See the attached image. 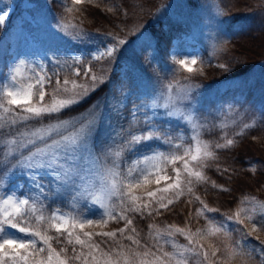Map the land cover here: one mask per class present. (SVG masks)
I'll return each instance as SVG.
<instances>
[{"label":"snow or ice","instance_id":"snow-or-ice-1","mask_svg":"<svg viewBox=\"0 0 264 264\" xmlns=\"http://www.w3.org/2000/svg\"><path fill=\"white\" fill-rule=\"evenodd\" d=\"M94 2L71 0V7L64 6V10L82 15L81 6ZM172 8L168 4L161 16L166 17ZM105 10L120 14L115 6ZM9 15L6 8H0V29ZM71 27L70 32L63 17L48 26L52 43L41 53L47 63L31 60L38 54L35 51L16 52L15 59L0 69V264H230L238 258L252 264L254 257L257 264H264V247L260 246L264 245L260 240L264 201L246 196L238 210L218 221L206 215L218 209L209 207L197 193L198 187L208 184L220 192L231 191L211 181L206 170L215 166L221 173L233 171L221 168L220 154L234 148L249 130L264 125V98L259 120L241 118L239 109L228 104L230 122L217 124L202 121L197 114L207 89L197 93L191 83L170 82L157 93L143 73L132 77L126 71L114 85L119 98L105 106L93 103L84 112L65 118L75 106L113 84L114 65L132 43L121 35L129 29L120 27L89 54L70 52L56 42L62 37H71L74 43L91 39L79 26ZM203 33L197 21L189 36L197 41ZM213 49L220 50L215 43ZM142 51L149 52L151 65L156 48L149 44ZM94 61L100 62L99 70ZM177 63L189 74L186 80L203 74L198 64L212 66L197 58ZM49 64L59 70L53 71ZM215 67L228 69L225 63ZM230 126L238 129L231 136L225 132L214 142L202 137L205 130ZM250 171L257 172L255 163H250ZM162 182L163 186L150 188ZM185 195L186 203L201 205L195 216L204 219L203 227L192 231L187 222L184 227L163 228L151 223L148 239L152 243L144 242L133 214L155 219L171 211ZM59 200L69 202L68 211L56 204ZM110 221L123 222V227L104 231ZM232 221L242 227L231 228L228 222ZM95 228L101 231L86 230ZM233 232L239 233L235 239ZM177 236L187 243H179ZM94 237L105 239L97 242ZM249 237L260 240V245L251 246Z\"/></svg>","mask_w":264,"mask_h":264},{"label":"trees","instance_id":"trees-1","mask_svg":"<svg viewBox=\"0 0 264 264\" xmlns=\"http://www.w3.org/2000/svg\"><path fill=\"white\" fill-rule=\"evenodd\" d=\"M29 1L32 6L28 11L35 23L31 29L38 40L36 51L45 63H47V58H42L41 53L52 43L47 28L57 18H64L69 24L70 32L73 31L71 25L75 24L91 34V39L85 43H74L71 37H62L56 42L61 49L72 47L77 50L90 51L92 48L104 44V38L108 33L119 31L120 27L129 29L127 33H121V35L132 43L123 49L114 65L113 84L100 89L84 103L75 106L71 112L65 114V118L84 112L93 103L105 106L114 97L119 98L120 94L114 85L121 80L116 67L122 64L126 65L127 71H130L132 77L143 73L150 78L157 93L170 82L173 84L178 82V86L191 83L197 93L207 89L202 103L197 105L199 109L197 114L202 121L207 120L217 124L230 122L231 117L221 110L222 101L225 98L223 89L228 94L227 96L234 100V105L239 109L241 118L256 120L261 118L259 105L261 99L264 98V84H262L264 82V0H95L93 4L81 6L84 9L82 15L79 13L70 14L64 10V6L71 7V0ZM16 3V13L8 25L0 29V69L4 68L8 57L10 22L20 11L18 1ZM97 4L99 6H96ZM168 4H172L173 8L168 11L166 17L161 16ZM112 6L119 9L118 16L105 10ZM125 11H127V16L123 15ZM197 21L204 29L203 36L196 41L202 51L198 61H210L212 66L209 67L207 63L198 64L197 67L203 68V74L197 73L192 75L190 80H186L184 77L189 74L180 69L178 63L170 58L169 49L174 39L181 38L183 35L189 36L192 24ZM140 32H143V35L137 39ZM213 35L218 37L215 41L209 38ZM214 43L220 50L213 49ZM149 44L156 48L151 65L147 59L149 52L142 51ZM48 55L51 56V53L49 52ZM64 58L61 57V60ZM217 63L227 64V71L215 67ZM92 64L99 70L100 62L94 61ZM48 67L52 68L51 64ZM55 69L59 70L52 68L53 71ZM159 69H163V71ZM258 92L261 95H257ZM108 115V109L105 107V116ZM113 121L115 126L114 116ZM236 130L238 129L234 126H230L226 130H205L202 137L207 141L214 142L225 132L231 136ZM238 140L240 142L234 148L220 154L221 168L229 167L233 170L231 173L218 172L215 166L206 170L211 181L228 187L231 191L229 193L220 192L218 189H212L210 184L197 189V193L209 207L218 209L217 212L206 213V215L214 216L218 221H224L227 215L238 210L240 201L246 196L264 201V187L261 186L264 185V125L249 130L244 137H240ZM250 163L256 164L257 172L255 174L250 171ZM160 186H163V182L162 185L152 184L150 188L155 189ZM137 194L142 195L143 193L137 190ZM187 200V195L182 196L171 206V211L164 212L163 215L155 219L141 218L133 214L134 226L140 232L142 240L149 244L152 243L148 239V225L151 223L163 228L170 224L184 227L187 222L192 231L203 227L204 219L195 216V209L201 205L198 201L188 204ZM58 202H65L66 207H70L67 200H59L56 204ZM190 211L192 212L191 217L189 216ZM228 223L233 229L242 227L234 221ZM119 227H123V222L117 224L110 221L107 228L103 230H115ZM86 230L101 231L100 228ZM52 235H55L54 231ZM238 236L239 233L233 232L234 239ZM94 239L100 242L105 238L94 237ZM176 239L181 244L187 243L181 236H177ZM249 239L251 246L260 245V240H264V235H261L260 240L253 237H249ZM124 243L127 244L128 241H124ZM260 246L264 247V245ZM54 247L59 249L55 243ZM230 264H249V262L238 258L231 261ZM252 264H257L255 257Z\"/></svg>","mask_w":264,"mask_h":264},{"label":"rangeland","instance_id":"rangeland-1","mask_svg":"<svg viewBox=\"0 0 264 264\" xmlns=\"http://www.w3.org/2000/svg\"><path fill=\"white\" fill-rule=\"evenodd\" d=\"M19 3L20 11L17 12L16 17L12 20L9 27V36H8V57L6 58L5 65L11 63L15 59L14 53L16 52H37L36 47L38 45V40L33 33L32 26L35 25L28 9L31 7V2L29 0H0V8H6L10 12V15L6 21V25H8L10 19L16 13L17 2ZM97 47V46H96ZM92 48L90 51H86L84 49H75L72 47H66L63 50H67L70 52H83L85 54H89L91 51L95 50ZM201 55V48L199 44L196 43L195 40L191 39L189 36H183L180 39H175L170 47L169 56L177 62L180 59H190L197 58L199 59ZM31 60L39 63H45L42 61L40 56L37 54L34 57H30ZM33 66H35L33 64ZM56 70V69H55ZM118 71V77L123 79V74L127 71L126 65H120L116 67ZM264 84V82H262ZM224 95V100L222 101V105H224L223 110L227 113V105L234 104V100L229 98L227 93H225V89L222 90ZM257 95H261V93H257ZM227 96V97H226ZM261 97V96H260ZM63 210L68 211L67 204L65 202H58Z\"/></svg>","mask_w":264,"mask_h":264}]
</instances>
